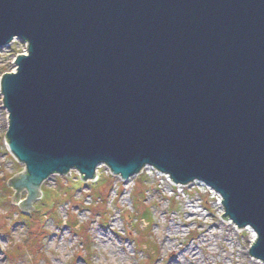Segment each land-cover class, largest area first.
<instances>
[{"label": "water", "instance_id": "obj_1", "mask_svg": "<svg viewBox=\"0 0 264 264\" xmlns=\"http://www.w3.org/2000/svg\"><path fill=\"white\" fill-rule=\"evenodd\" d=\"M14 38L29 52L0 81L26 165L13 203L30 213L72 169L150 165L218 193L264 263V0H0V48Z\"/></svg>", "mask_w": 264, "mask_h": 264}, {"label": "rangeland", "instance_id": "obj_2", "mask_svg": "<svg viewBox=\"0 0 264 264\" xmlns=\"http://www.w3.org/2000/svg\"><path fill=\"white\" fill-rule=\"evenodd\" d=\"M16 43L17 50L0 48V81L6 73H17L18 55L28 56L26 45ZM3 99L0 83V264H176L174 256L181 264H264L248 252L257 234L248 228L239 232L232 220L221 219L226 211L218 193L199 182L173 190L150 167L123 180L100 166L90 186L79 183L77 170L68 178L49 177L33 210L24 212L12 202L17 189L8 185L26 165L6 144L9 112ZM96 190L105 203L96 200ZM28 195L23 189L20 201ZM35 208L46 215L26 220L17 211L31 215ZM187 210L198 213L202 223L190 221ZM170 230L177 240L169 239ZM189 248L196 251L193 260L183 253Z\"/></svg>", "mask_w": 264, "mask_h": 264}, {"label": "bare ground", "instance_id": "obj_3", "mask_svg": "<svg viewBox=\"0 0 264 264\" xmlns=\"http://www.w3.org/2000/svg\"><path fill=\"white\" fill-rule=\"evenodd\" d=\"M16 41L18 42H20L21 43V41H22V39H20V38H14L9 44H7L6 46H4V47H12V49L14 50H17V48L18 47H20V45L19 44H17L16 43ZM11 44H13L12 46H11ZM4 47H2V48H4ZM11 49V50H12ZM12 50V51H13ZM29 52V51H28ZM16 70H17V68H16ZM3 97H4V95H3ZM100 166H104L105 167V169H107L110 173H111V171H110V168H108V166L106 165V164H100ZM99 166V167H100ZM98 167V168H99ZM146 167H150L151 168V171H154L156 174H158V175H161L162 177H164V178H167L168 180H169V182H171L172 181V178H170L169 176V174H167V173H163V172H160V171H158L155 167H153V166H150V165H147ZM146 167H144L143 168V170L140 172V173H142L143 171H144V169L146 168ZM98 168L96 169V174L98 173ZM73 170V169H72ZM71 170V171H72ZM75 170V169H74ZM70 171V172H71ZM69 172V175L71 174ZM139 173V174H140ZM80 174V173H79ZM138 174V175H139ZM113 175V174H112ZM53 176H65V177H69V176H67V175H60V174H55V175H52L51 177H53ZM115 176H119L120 178H122V176L121 175H115ZM135 176H137V175H135ZM134 177V176H133ZM98 178V177H97ZM79 183H83L84 184V186L86 185V186H90V184H93V180H89V181H87V182H85L84 180H82V178H81V174L79 175ZM171 184L173 185L172 186V188H173V190H175L176 188H177V186L178 185H181V184H178L177 183V185L176 184H174L173 182H171ZM202 184H204V183H202ZM205 185V184H204ZM205 187L206 188H208L209 190H211V191H214V190H212L211 188H209L208 186H206L205 185ZM93 189V188H92ZM101 197V201L103 202V203H105L106 202V199H104L103 197H102V195L100 196ZM202 209V208H201ZM226 211V210H225ZM147 212V211H146ZM148 216H149V212H148ZM187 218H190V221H193V222H195V221H198L200 224L202 223V221L201 220H199L198 218H199V214L198 213H196V212H194V211H192V210H187ZM228 220H231L230 218H227ZM187 222H188V220H187ZM147 223H150L149 222V220L147 221ZM202 228L201 229H204V227H203V225H200ZM249 230H251L252 228H248ZM171 231V230H170ZM177 233H179V231L177 232ZM181 233V232H180ZM207 233H208V231H207ZM173 236H175V235H173V233H172V231H171V234H169V239L170 240H172V237ZM220 236V235H219ZM255 237V236H254ZM176 240H177V236H175L174 237ZM204 238V237H203ZM174 239V241H176ZM203 240V239H202ZM201 242V241H200ZM204 242V240L200 243V244H202ZM166 249H167V247H165ZM227 252V251H226ZM183 253H186V254H189V256H190V258L193 260V259H195V254H196V251L194 250V249H192V248H189V249H187L186 251H184ZM237 253H239L238 255H237V257H239L240 258V251L239 250H237ZM231 254V256H233V252H231L230 253ZM151 256H152V254H151ZM230 258H232V257H230ZM172 261H174L176 264H181L180 263V259H178V257H176V256H174V258L172 259Z\"/></svg>", "mask_w": 264, "mask_h": 264}, {"label": "trees", "instance_id": "obj_4", "mask_svg": "<svg viewBox=\"0 0 264 264\" xmlns=\"http://www.w3.org/2000/svg\"><path fill=\"white\" fill-rule=\"evenodd\" d=\"M94 188V187H93ZM99 190H96V193H95V195H96V200L97 199H101V197H100V194H99V192H98ZM18 211V213L21 215L20 217H22V218H26V220H31V219H36L37 220V218L39 217V219L42 217V216H45L46 214H44V213H42V212H38V208H35V212L34 213H32L31 215H25V214H23V213H21L20 212V210L18 209L17 210ZM39 214V215H38ZM143 218L146 220L147 218H148V211L146 212V214H145V216H143ZM76 224H74V226H75ZM43 232V230L41 229V231H40V233H42ZM38 241H35L34 240V244L33 245H38ZM20 253V252H19Z\"/></svg>", "mask_w": 264, "mask_h": 264}, {"label": "built area", "instance_id": "obj_5", "mask_svg": "<svg viewBox=\"0 0 264 264\" xmlns=\"http://www.w3.org/2000/svg\"><path fill=\"white\" fill-rule=\"evenodd\" d=\"M21 43L25 44L26 47H27V45H28V43H27V42H24V41H21ZM12 45H13V44H11V46H12ZM27 50H28V48L26 49V52H25V53H27Z\"/></svg>", "mask_w": 264, "mask_h": 264}]
</instances>
